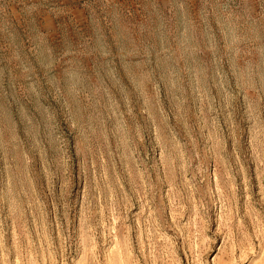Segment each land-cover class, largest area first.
I'll list each match as a JSON object with an SVG mask.
<instances>
[{"label": "rangeland", "instance_id": "obj_1", "mask_svg": "<svg viewBox=\"0 0 264 264\" xmlns=\"http://www.w3.org/2000/svg\"><path fill=\"white\" fill-rule=\"evenodd\" d=\"M0 264H264V0H0Z\"/></svg>", "mask_w": 264, "mask_h": 264}]
</instances>
